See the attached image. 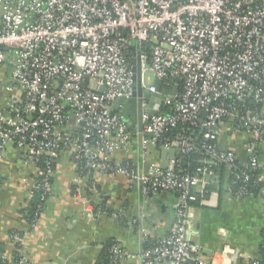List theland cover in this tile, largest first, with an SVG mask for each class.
Returning <instances> with one entry per match:
<instances>
[{
  "label": "built area",
  "instance_id": "2783aa9c",
  "mask_svg": "<svg viewBox=\"0 0 264 264\" xmlns=\"http://www.w3.org/2000/svg\"><path fill=\"white\" fill-rule=\"evenodd\" d=\"M138 68L141 97L136 96ZM147 72L162 82L161 91L155 83L145 85ZM176 87L161 104L153 99ZM118 99L142 100L144 149L161 142V148L189 156L198 151L199 134L207 142L205 165L178 174L176 155L167 169L153 165L141 174L115 163L113 155L129 151L133 141L131 122L120 114L125 106L111 114ZM248 99L255 105L264 101V0H0V158L14 145L24 163L35 167L32 195L40 193L47 203L56 163L67 151L79 166L136 181L146 195L178 196L170 234L130 257L114 245L113 264L125 258L141 264H213L203 260L202 247L192 240L194 188L217 179L207 165L226 164L235 186L259 169L264 114L252 111ZM129 113L137 117L139 107ZM227 121L250 133L245 169L236 165L234 153L218 146ZM178 126L193 133L164 138ZM92 190L100 197L96 187ZM246 194L239 188L238 195ZM95 211L106 213L102 207ZM11 239L20 251L23 237L15 233Z\"/></svg>",
  "mask_w": 264,
  "mask_h": 264
},
{
  "label": "crops",
  "instance_id": "0c3cea01",
  "mask_svg": "<svg viewBox=\"0 0 264 264\" xmlns=\"http://www.w3.org/2000/svg\"><path fill=\"white\" fill-rule=\"evenodd\" d=\"M261 111L264 114V101ZM131 131L132 147L115 153V163H127L143 174L153 165L161 168L168 162L165 149H144L138 124ZM250 137L247 130H237L227 121L220 127L217 143L244 163L249 158ZM259 167L264 183V142ZM89 179L99 186V198L106 197L112 214L96 213L98 197L92 189L90 194ZM52 180V194L31 227L24 210L32 198L37 170L24 163L14 145L0 158V264H21V258L25 264H97L103 247L111 241L130 257L139 254L147 240L155 244L173 229L176 193L146 195L141 184L126 176L93 170L85 174L67 151L58 158ZM194 192L199 200L193 208L192 240L202 247L203 260L213 264L259 260L264 243V195L240 198L232 193L229 181L221 185L218 179L198 184ZM13 232L23 237L20 251L11 239ZM121 264L141 263L125 258Z\"/></svg>",
  "mask_w": 264,
  "mask_h": 264
},
{
  "label": "trees",
  "instance_id": "16d2710c",
  "mask_svg": "<svg viewBox=\"0 0 264 264\" xmlns=\"http://www.w3.org/2000/svg\"><path fill=\"white\" fill-rule=\"evenodd\" d=\"M246 104L252 111H255V110L261 111L262 109V104L255 105V103L250 99L246 100ZM162 111H164V109ZM192 133H193L192 130H189L187 127H185V131H184L181 126H178L172 131L165 133L164 138L174 137L176 135H189ZM194 134H197V133L195 132ZM196 137H197L196 145H197L198 151L192 153L189 156L177 154V157L180 160V166L175 167V171L178 174H185V173L193 174L196 172V170L199 167H202L205 165L204 160H206V155H205L206 150H205L204 145H206L207 142L199 134L196 135ZM160 145H161V142L158 143L157 147H161ZM258 152L260 156L261 145L259 147ZM236 163L239 169H245L244 165L241 162L237 161ZM207 166L213 167V169L217 172L218 174L217 179L219 180L221 185L223 184V182L225 183L226 181H229L232 193L235 194L236 196L240 198H245V197H257V196L264 195V183L260 178V175H261L260 167L259 169L251 173V178L247 183H239L237 186H235L232 184V182L234 181L235 175L230 169H228V166L226 164L222 163V164H216V165L213 164V165H207ZM79 168H80L79 171L85 172V174L92 172V170L88 169V167L85 166L84 163L81 164ZM94 187H96V190L99 193H101L99 186L94 181H92V179H89L88 189H89L90 194L92 193L90 190L93 189ZM241 187H243L247 191L246 196L238 195L239 188ZM198 200H199V196H198ZM27 205L28 206L24 210V214H25L24 217L28 221L30 226L32 227V224L34 221L36 222L38 215L42 214V212L44 211L46 203L44 204L42 202L40 193H35L32 195V198L30 199ZM94 205H95V208L102 207V209L105 210L107 215L112 214V211H110L107 208L106 197H102V198L98 197L97 203H94ZM15 233H18V232H13L12 234H15ZM114 245H119V244L115 241H111L103 247V253L101 254L102 255L101 259L97 262V264H113V256L111 253V248ZM153 245H154V242H150V240H147L145 242L144 249L151 248L153 247ZM261 254H262V257L260 260L261 263L259 264H264V243H263V246L261 247ZM252 262L253 261L249 262L248 264H252Z\"/></svg>",
  "mask_w": 264,
  "mask_h": 264
},
{
  "label": "water",
  "instance_id": "95a60500",
  "mask_svg": "<svg viewBox=\"0 0 264 264\" xmlns=\"http://www.w3.org/2000/svg\"><path fill=\"white\" fill-rule=\"evenodd\" d=\"M178 81V80H177ZM136 84H137V92H136V96H139L141 97L143 95V89H142V86H141V80H140V68H138V74L136 76ZM161 84L162 82L160 80L156 81L155 82V86L159 91H161ZM104 89H101L100 92L102 93ZM178 91V87H176L172 92H169V91H163L162 92V95H159V94H156L153 99H155L159 104L162 103L163 99H164V96H174L176 94V92ZM141 103H142V100L140 99L137 100V99H133L131 100L130 102L128 103H125L124 99H118L115 101V103L113 104V107H112V112L111 114L114 115L116 111H119L120 110V105H124L125 108L121 111V115L126 119V120H129L131 122V125L129 126V128L131 129L133 127V125H136L138 124L139 125V131L142 130V122H141V114H142V110H141ZM138 106L139 107V114L137 116V122H136V117L135 116H132L130 115L129 113V110L134 107V106ZM152 106V104H150ZM159 106L158 105L156 107V109L158 110L159 109ZM145 137H153L152 134H145ZM166 153H168L169 155V160L168 162L161 166L162 169H167L169 167V162L171 159L175 158L176 155L178 154V150L176 149H169V150H165Z\"/></svg>",
  "mask_w": 264,
  "mask_h": 264
},
{
  "label": "rangeland",
  "instance_id": "374dc122",
  "mask_svg": "<svg viewBox=\"0 0 264 264\" xmlns=\"http://www.w3.org/2000/svg\"><path fill=\"white\" fill-rule=\"evenodd\" d=\"M155 81H156V78H155V75L153 73L147 72L145 74V85L146 86H150V85L154 84ZM134 107H132V108H134Z\"/></svg>",
  "mask_w": 264,
  "mask_h": 264
}]
</instances>
